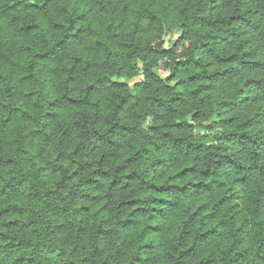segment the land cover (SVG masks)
Wrapping results in <instances>:
<instances>
[{"label":"trees","instance_id":"1","mask_svg":"<svg viewBox=\"0 0 264 264\" xmlns=\"http://www.w3.org/2000/svg\"><path fill=\"white\" fill-rule=\"evenodd\" d=\"M0 264H264V0H0Z\"/></svg>","mask_w":264,"mask_h":264},{"label":"rangeland","instance_id":"2","mask_svg":"<svg viewBox=\"0 0 264 264\" xmlns=\"http://www.w3.org/2000/svg\"><path fill=\"white\" fill-rule=\"evenodd\" d=\"M179 32L177 30H169L165 33V38H164V46L165 48H170L172 44L178 39L179 37ZM158 75L162 78H166L169 76V70L167 67H165L163 64H160L158 69L156 70ZM141 80V77L134 78L132 80L128 81L129 86H133L134 83L138 82ZM200 132V131H198Z\"/></svg>","mask_w":264,"mask_h":264},{"label":"clouds","instance_id":"3","mask_svg":"<svg viewBox=\"0 0 264 264\" xmlns=\"http://www.w3.org/2000/svg\"><path fill=\"white\" fill-rule=\"evenodd\" d=\"M151 119H152V117H151V116H149V117H148V120H147V121H145V122L147 123L148 121H151Z\"/></svg>","mask_w":264,"mask_h":264}]
</instances>
